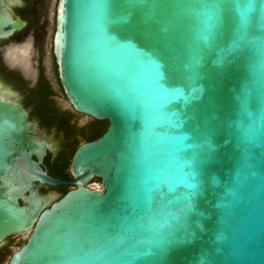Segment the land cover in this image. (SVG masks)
<instances>
[{
	"label": "water",
	"instance_id": "1",
	"mask_svg": "<svg viewBox=\"0 0 264 264\" xmlns=\"http://www.w3.org/2000/svg\"><path fill=\"white\" fill-rule=\"evenodd\" d=\"M52 46L107 125L60 179L0 97V246L27 233L5 264H264V0H57Z\"/></svg>",
	"mask_w": 264,
	"mask_h": 264
},
{
	"label": "flooded vegetation",
	"instance_id": "2",
	"mask_svg": "<svg viewBox=\"0 0 264 264\" xmlns=\"http://www.w3.org/2000/svg\"><path fill=\"white\" fill-rule=\"evenodd\" d=\"M48 3L49 0H0V18L6 29L11 30L9 34L0 36V97L20 103L35 123V134L50 144L41 166L52 175L50 165L67 157L65 175L57 178L71 180L70 159L80 144L97 138L93 137L97 120L75 111L66 97L56 93V87L50 81L53 62L56 63L52 46L56 4L49 19ZM50 28L52 34L49 40ZM33 53L37 59L35 70L29 63ZM33 74V77L30 76ZM47 81L51 82L48 89L42 87ZM80 116L88 119H80ZM87 186L101 189L100 179L92 177ZM33 188L39 194H51L54 196L52 200H57L75 185L33 182ZM22 234H13L5 239L0 246L3 255L10 251L13 243L20 242Z\"/></svg>",
	"mask_w": 264,
	"mask_h": 264
},
{
	"label": "trees",
	"instance_id": "3",
	"mask_svg": "<svg viewBox=\"0 0 264 264\" xmlns=\"http://www.w3.org/2000/svg\"><path fill=\"white\" fill-rule=\"evenodd\" d=\"M50 81L53 83V86L56 87V93L63 96L65 98L64 93L62 91V87L59 81L58 72H57V65L55 62H53V75L50 79ZM51 82L47 81L42 84V87H45L48 89L51 86ZM66 99V98H65ZM107 122L105 120H97V127L95 129V133L93 135L94 138L100 136L105 128H106ZM60 162H56L53 165H50L49 169L53 176L56 177H64V169L66 168L68 158L63 157ZM10 252V251H9Z\"/></svg>",
	"mask_w": 264,
	"mask_h": 264
},
{
	"label": "rangeland",
	"instance_id": "4",
	"mask_svg": "<svg viewBox=\"0 0 264 264\" xmlns=\"http://www.w3.org/2000/svg\"><path fill=\"white\" fill-rule=\"evenodd\" d=\"M56 1L57 0H49V3H48V10H49V16H48V18L49 19H51V13H52V11H53V9H54V5L56 4ZM51 34H52V29L50 28V30H49V35H48V38H49V40H50V38H51ZM36 61H37V59H36V55H35V53H33L32 54V57H31V59H30V67H31V69H33V70H35V63H36ZM47 72H48V74L50 75V68H49V65L47 66ZM27 76H29L28 74H27ZM30 76H34V74L33 75H30ZM61 101V103H66V101L65 100H60ZM80 119H88L87 117H84V116H80ZM26 237H27V233H23L22 235H21V240H20V242L19 243H13L12 245H11V247H10V252H8L7 254H5V255H3V251L0 249V264H5V262L7 261V259H8V257H9V255L11 254V252L16 248V247H18L25 239H26Z\"/></svg>",
	"mask_w": 264,
	"mask_h": 264
}]
</instances>
